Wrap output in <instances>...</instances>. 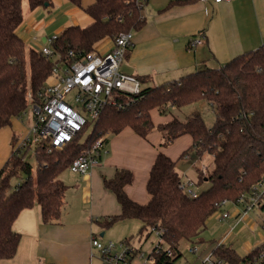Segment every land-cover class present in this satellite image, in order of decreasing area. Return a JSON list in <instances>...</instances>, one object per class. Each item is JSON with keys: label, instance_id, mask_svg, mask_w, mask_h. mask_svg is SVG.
Segmentation results:
<instances>
[{"label": "trees", "instance_id": "1", "mask_svg": "<svg viewBox=\"0 0 264 264\" xmlns=\"http://www.w3.org/2000/svg\"><path fill=\"white\" fill-rule=\"evenodd\" d=\"M29 9L50 8L52 0H27ZM83 9L92 19L88 27L69 26L51 44L54 58H46L35 50H28L17 31L24 21L23 0H0V128L11 126L14 118H22L28 109V84L37 98L54 66L69 59L80 58L93 51L101 41L115 39L119 34L141 30L146 20L143 15L148 0H95L87 7L82 0H68ZM177 4L200 0H172ZM141 86L148 78L136 77ZM120 106H107L99 120L92 124L85 140L81 133L61 151L48 153L44 144L36 148L38 161L36 178L33 167L24 156L12 155L0 171V264L12 261L19 249L21 234L15 223L27 210L40 206L44 224L60 219L68 186L61 174L79 156L107 135H116L131 128L147 138L155 128L151 112L170 114L169 108L182 109L199 100H207L214 108L216 120L208 127L200 113L183 122L177 117L160 125L168 146L175 139L189 134L193 138L196 156H213L214 168L207 176L210 187L197 198H190L181 188V175L176 161L159 153L150 172L147 191L151 199L146 204L134 201L126 192L132 183L130 170L119 169L104 183L121 205V214L99 220L103 229L123 220H140L141 233L161 230L165 245L173 257L156 256V264H176L182 257L183 241H200L208 220L221 210L224 200L235 202L244 193L264 180V43L255 50L242 53L220 69L206 68L162 83L142 87L138 94L117 93ZM104 139V143L106 142ZM14 185L12 180L20 178ZM203 179V178H202ZM248 199V198H247ZM264 209V206H262ZM264 229V225H263ZM129 241H126L128 243ZM203 242V241H200ZM154 249L152 250V252ZM264 244L240 258L231 246L221 245L213 250L214 258L230 264H241L259 257ZM154 254V253H153ZM52 264V263H48Z\"/></svg>", "mask_w": 264, "mask_h": 264}, {"label": "crops", "instance_id": "2", "mask_svg": "<svg viewBox=\"0 0 264 264\" xmlns=\"http://www.w3.org/2000/svg\"><path fill=\"white\" fill-rule=\"evenodd\" d=\"M52 1L50 8L39 7L34 11L29 9L28 1L23 4L24 21L17 33L28 50L40 51L48 40L59 36L69 26L88 27L93 23L83 9L68 0ZM94 2L82 0V5L87 7ZM143 15L146 24L133 32V45L120 68L128 76L148 77L142 87L178 80L206 66L220 69L237 55L255 50L264 43V0H231L221 4L148 0ZM197 39H203L204 44L191 48L190 44ZM112 47L113 39L107 38L94 49L106 53ZM151 116L155 128L147 138H142L131 128L107 135V153L88 175L70 172L60 177L68 188L59 220L44 224L38 205L20 215L14 226L21 234L19 249L7 264H103L101 259L99 262L94 259L96 251L91 246L92 238L102 242L107 237L129 240L128 236L132 234L129 232L143 226L140 220L119 221L108 229L98 224L99 220L121 214L116 195L104 183L119 169L132 172V183L126 187V192L141 204L151 199L147 182L160 152L176 161L183 182L193 180L195 172L192 169L202 164L203 157L194 158L190 151L183 156L193 145L192 136L186 134L168 146H162L164 137L159 126L171 122L176 116L173 113L161 115L158 110H153ZM11 126L12 129L10 126L0 128V171L13 155L12 146L29 131L13 134L12 130L22 129L15 118ZM245 211L231 221V215L227 219L221 217L227 229L221 245L232 244L231 236L246 222L248 213L244 216ZM205 255L202 252L198 257L201 259Z\"/></svg>", "mask_w": 264, "mask_h": 264}, {"label": "built area", "instance_id": "3", "mask_svg": "<svg viewBox=\"0 0 264 264\" xmlns=\"http://www.w3.org/2000/svg\"><path fill=\"white\" fill-rule=\"evenodd\" d=\"M200 1L221 4L231 0ZM57 38L58 36H54L48 40L47 45L39 51L48 59L54 58L51 44ZM203 44V39H197L192 41L190 47L195 48ZM132 45L133 31H129L113 39V47L106 53L94 49L80 58L72 59L71 52L69 59L58 62L44 88L38 92L37 98L32 100L33 125L27 134L13 145V155L24 156L26 159L32 149L36 154V148L40 144L45 145L48 153L64 150L83 129L88 130L99 120L107 106H120L115 97L118 92L127 96L138 94L142 88L138 79L125 75L120 70L126 59V53ZM104 139H99L92 146L84 148L68 169L76 174L88 175L107 153ZM193 185L194 183L189 180L183 182L181 188L190 198H197L199 194L193 189ZM248 195L244 193L234 202L237 205L246 204L244 216L254 207L258 199L264 196V180L254 187L250 194L251 199H247ZM229 203L228 200L222 201L220 208ZM229 217L230 214L227 212L222 214L223 219ZM153 232L159 241L154 251L147 257L145 252L136 248H127L123 253H119L114 241L102 242L96 237L92 238L91 246L99 252L103 264H134L135 256L142 261L141 264H156V256L165 254L170 258L173 257V251L161 238L162 231ZM186 249L190 254L202 256L201 246L197 243H189ZM201 264L228 263L215 259L213 253H210L201 257ZM241 264H264V252L259 257Z\"/></svg>", "mask_w": 264, "mask_h": 264}, {"label": "rangeland", "instance_id": "4", "mask_svg": "<svg viewBox=\"0 0 264 264\" xmlns=\"http://www.w3.org/2000/svg\"><path fill=\"white\" fill-rule=\"evenodd\" d=\"M27 0H23L24 2ZM126 60H124L125 62ZM123 62V63H124ZM226 64V63H225ZM225 64L221 66L225 67ZM218 66V65H217ZM213 67V66H212ZM219 67V66H218ZM211 68V66H206L201 69ZM179 80V79H178ZM152 85H147L145 87H151ZM28 109L25 112L26 115L23 116V118H15V122H17L22 129L21 130H12L13 134H22L23 131H28L33 125V113H32V100H33V93L30 88V84H28ZM170 113H173L179 120L185 122L187 121L188 117L191 116L194 113H200L208 127H212L216 120V113L214 108L210 105V103L207 100H199L195 103H192L186 107H183L182 109H176V108H169ZM10 129H12V126H10ZM92 127H90L85 135L82 137V140H85L88 134L91 132ZM13 149V146H12ZM190 154L192 157H196V153L194 150L190 151ZM26 160L30 162V164L33 167V176L36 178L37 174V167H38V161L36 159V156L33 152V149L30 151L28 156L26 157ZM202 163V164H201ZM201 165H197V167H194L192 169L193 172H195L194 176H192L195 183L194 190H198L199 192H202L210 187L209 181L206 182L207 176L213 171L214 168V159L213 156L209 153H206L202 160ZM202 166H205L204 168ZM71 171L69 169H66L60 177H62L66 173H70ZM73 173V172H71ZM203 174V176H201ZM74 174V173H73ZM21 178H25V175H21L20 178H14L12 180L14 185H17L19 182H21ZM183 178H186V176H183ZM203 178V179H202ZM260 190H263L261 187H259ZM251 196L248 195L247 198H250ZM251 199V198H250ZM251 201V200H250ZM236 202V201H235ZM252 204V203H251ZM262 206H264V196L260 197L258 201L255 203L254 207L251 208L248 212V216L246 218V222L241 224L237 230L233 233L230 239H232V244L228 243L227 246H231L233 249L236 250L240 258H243L249 254V252H252L256 247L261 246L264 244V209H262ZM246 209V204H238L236 205L234 202H231L223 207L221 210H218L207 222L206 229L204 232L201 233L199 239L203 242H195L201 246V250L203 254H209L211 253L214 248L220 246L223 243V236L226 233L227 229L225 228L226 223L221 221V217L223 212L229 211L231 215V220L235 219L239 215L243 214V212ZM142 226H140L137 230L130 231L129 233H132L131 236H128L129 240L116 238L111 239L110 238H103L102 240L104 242L114 241L117 245V249L119 253H123L124 249L127 248H136L140 249L141 251L145 252L146 255H149L154 247L158 244L159 238L155 234V232L151 233V230H145L142 234L140 232ZM126 241H129L128 243H125ZM123 245V246H122ZM189 245L188 242L183 241L180 245V251L182 253V257L176 261V264H201V259L195 255L190 254L187 251V246ZM95 254V260L99 262L98 259H101V256L99 252H94ZM99 255V256H98ZM147 257V256H146ZM102 260V259H101ZM134 264H140L142 263L141 260L138 259L137 256L133 258ZM228 263V262H225ZM230 264V263H228Z\"/></svg>", "mask_w": 264, "mask_h": 264}]
</instances>
